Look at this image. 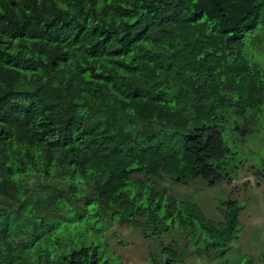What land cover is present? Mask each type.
Masks as SVG:
<instances>
[{
  "label": "trees",
  "instance_id": "16d2710c",
  "mask_svg": "<svg viewBox=\"0 0 264 264\" xmlns=\"http://www.w3.org/2000/svg\"><path fill=\"white\" fill-rule=\"evenodd\" d=\"M260 137L264 0H0V264H119L113 225L222 259L237 203L171 187H258Z\"/></svg>",
  "mask_w": 264,
  "mask_h": 264
},
{
  "label": "rangeland",
  "instance_id": "374dc122",
  "mask_svg": "<svg viewBox=\"0 0 264 264\" xmlns=\"http://www.w3.org/2000/svg\"><path fill=\"white\" fill-rule=\"evenodd\" d=\"M252 141L255 143L252 142L253 146H256L257 137ZM258 142L260 152L255 161H260L258 157L264 153V137H260ZM237 176L238 179L230 185L221 184L208 188L200 184L202 187L199 188L198 184L194 186L188 184L187 186L171 187L177 198L194 200L201 207L205 216L214 221L218 219L214 210L218 200L230 197L239 208V231L235 240L229 244L230 250L222 259L208 260L204 255L194 257L195 255L190 253L192 246L189 238L181 230L178 231L179 234L172 232L168 236H161L160 240L163 242L170 241V239L178 242L177 247L182 257L178 264H219L223 262L224 264H264L257 261V256L264 253V181L259 180V186L255 187L253 185L255 179L250 170L240 171ZM244 182H249L250 185L245 187ZM112 232H116L119 237L114 239L111 236ZM105 239L113 254L118 258L119 264H154L150 259V253L153 254V259L158 261V257L154 255L157 249L154 240H152L153 237L143 239L140 231L135 227L113 225L106 230ZM121 243L125 245H121ZM150 243H154V246L149 247ZM184 243L188 245L182 248Z\"/></svg>",
  "mask_w": 264,
  "mask_h": 264
}]
</instances>
